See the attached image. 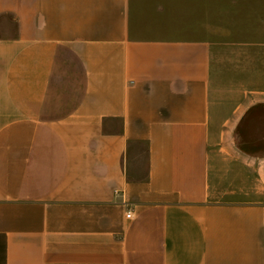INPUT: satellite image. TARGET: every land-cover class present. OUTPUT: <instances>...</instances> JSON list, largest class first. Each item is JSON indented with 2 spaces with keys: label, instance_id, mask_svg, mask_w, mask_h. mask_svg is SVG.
<instances>
[{
  "label": "crops",
  "instance_id": "1",
  "mask_svg": "<svg viewBox=\"0 0 264 264\" xmlns=\"http://www.w3.org/2000/svg\"><path fill=\"white\" fill-rule=\"evenodd\" d=\"M232 1L247 37L210 0H0V264H264V0Z\"/></svg>",
  "mask_w": 264,
  "mask_h": 264
},
{
  "label": "rangeland",
  "instance_id": "2",
  "mask_svg": "<svg viewBox=\"0 0 264 264\" xmlns=\"http://www.w3.org/2000/svg\"><path fill=\"white\" fill-rule=\"evenodd\" d=\"M244 3V4H243ZM233 3L232 0H227L224 11L223 12V7L217 5L216 1L214 2H209V22L211 25H214L216 28L217 24L220 25H225L226 27H229V31L227 32L226 30H222L221 32H226L227 35H230L231 37H247L249 36L248 32V25H249V10H248V3ZM242 4V6H240ZM244 5V6H243ZM200 8H201V3L200 1L198 2V6L194 8L196 14L198 15V18L200 17ZM218 8H219V14H218ZM189 5L188 3H181L176 6V10L178 13L181 11L185 10L186 12H189ZM219 15V17H218ZM263 18V17H262ZM259 18L257 19V21ZM236 27V30H232V27ZM238 28H240L244 31H240ZM255 35H261L258 31L253 33V36ZM257 36V37H258ZM247 131V130H246ZM246 138H248V134L246 133ZM255 137V136H254Z\"/></svg>",
  "mask_w": 264,
  "mask_h": 264
},
{
  "label": "built area",
  "instance_id": "3",
  "mask_svg": "<svg viewBox=\"0 0 264 264\" xmlns=\"http://www.w3.org/2000/svg\"><path fill=\"white\" fill-rule=\"evenodd\" d=\"M132 213H133L132 208H128L127 211H126V213H125V215L127 217H130V216H132Z\"/></svg>",
  "mask_w": 264,
  "mask_h": 264
}]
</instances>
